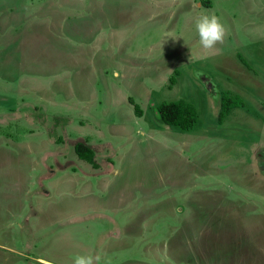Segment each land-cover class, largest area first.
Masks as SVG:
<instances>
[{
	"label": "rangeland",
	"instance_id": "374dc122",
	"mask_svg": "<svg viewBox=\"0 0 264 264\" xmlns=\"http://www.w3.org/2000/svg\"><path fill=\"white\" fill-rule=\"evenodd\" d=\"M263 177L264 0H0V264H264Z\"/></svg>",
	"mask_w": 264,
	"mask_h": 264
},
{
	"label": "trees",
	"instance_id": "16d2710c",
	"mask_svg": "<svg viewBox=\"0 0 264 264\" xmlns=\"http://www.w3.org/2000/svg\"><path fill=\"white\" fill-rule=\"evenodd\" d=\"M177 73V69L174 71ZM169 80L173 83L174 76H170ZM129 102L133 105L136 115H142V110L137 103L129 98ZM242 105V100L238 97L228 96L226 91H221L219 95V111L217 113V120L221 122L223 116L227 114L232 108ZM155 116L158 121L164 125L177 126L181 129H189L197 120V113L195 106L184 99H176L171 101H163L153 106ZM72 148L76 156L89 163L92 167L97 168L95 148L86 138L77 137L70 140Z\"/></svg>",
	"mask_w": 264,
	"mask_h": 264
},
{
	"label": "clouds",
	"instance_id": "9594fccd",
	"mask_svg": "<svg viewBox=\"0 0 264 264\" xmlns=\"http://www.w3.org/2000/svg\"><path fill=\"white\" fill-rule=\"evenodd\" d=\"M193 6L199 7V4L195 3ZM195 30L199 45L206 51L213 50L217 44L223 43L227 34L224 24L215 14L198 16L195 20ZM73 264H94V258L92 255H77Z\"/></svg>",
	"mask_w": 264,
	"mask_h": 264
},
{
	"label": "crops",
	"instance_id": "0c3cea01",
	"mask_svg": "<svg viewBox=\"0 0 264 264\" xmlns=\"http://www.w3.org/2000/svg\"><path fill=\"white\" fill-rule=\"evenodd\" d=\"M211 8H212L211 6L210 7H207L206 6L204 9H206V10L209 11V10H211ZM209 12H211V11H209ZM253 144H256V143L255 142H252V145ZM72 152L74 153L73 148H72ZM96 158H97V156H96ZM95 169H97V168H95ZM263 180H264V177H263ZM109 219L112 221V223H114V220L112 218H109ZM113 229H114V231L111 232V233L109 232L108 235L109 234H115L118 238L122 234L126 236L127 235V231H128V222L122 221L118 225L114 223V228Z\"/></svg>",
	"mask_w": 264,
	"mask_h": 264
}]
</instances>
